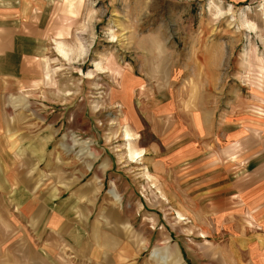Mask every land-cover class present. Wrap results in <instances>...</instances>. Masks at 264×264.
Masks as SVG:
<instances>
[{
    "label": "crops",
    "instance_id": "crops-1",
    "mask_svg": "<svg viewBox=\"0 0 264 264\" xmlns=\"http://www.w3.org/2000/svg\"><path fill=\"white\" fill-rule=\"evenodd\" d=\"M41 7L0 0V264H264V176L228 178L204 157L216 128L200 75L221 68L223 50L202 66L196 50L184 65L157 47L140 51L139 73L120 66L99 129L80 103L69 120L46 110L57 103L45 97ZM181 74L188 80L176 88ZM78 136L125 145L80 146ZM144 200L165 205L145 232L143 217L131 228L133 212L117 204ZM168 217L179 223L154 227ZM191 218L201 219L194 237L180 223Z\"/></svg>",
    "mask_w": 264,
    "mask_h": 264
},
{
    "label": "rangeland",
    "instance_id": "rangeland-1",
    "mask_svg": "<svg viewBox=\"0 0 264 264\" xmlns=\"http://www.w3.org/2000/svg\"><path fill=\"white\" fill-rule=\"evenodd\" d=\"M35 1L47 20L45 97L57 103L46 106L48 113L60 112L69 120L71 110L80 103L79 112L87 108L93 124L101 129L104 118L110 116L102 110L104 97L115 86L120 66H132L139 73L140 51L157 47L184 65L188 52L196 50L202 66L205 60L214 62L221 48V68L200 75L206 81L205 97L214 109L216 128L212 137L203 139L208 152L204 157L228 168L224 170L228 178L240 181L264 176V0ZM164 70L160 63V78ZM179 76L182 80L176 88L188 80V75ZM82 129L86 128L80 122L78 130ZM69 130L64 123L63 137L68 142L70 134L65 133ZM77 140L80 146H110L114 150L125 145L113 137L78 136ZM220 146L226 149L223 156L209 153L219 151ZM125 147L131 150L129 142ZM142 190L149 192L146 186ZM117 204L133 212L131 228L139 223L136 227L140 229L143 217L144 232L151 229L150 215L162 212L165 206L145 200ZM200 220L182 219L180 223L191 226L190 236L194 237L193 229ZM167 221L179 223L176 217L160 218L157 224L154 220V227L160 228ZM150 252L139 256L150 257Z\"/></svg>",
    "mask_w": 264,
    "mask_h": 264
},
{
    "label": "bare ground",
    "instance_id": "bare-ground-1",
    "mask_svg": "<svg viewBox=\"0 0 264 264\" xmlns=\"http://www.w3.org/2000/svg\"><path fill=\"white\" fill-rule=\"evenodd\" d=\"M59 53H61V52L59 51ZM61 54H62V53H61ZM62 55H63V54H62ZM129 135H130V133L127 132V133H126V137H125V139L128 140L127 142H129L130 139H131V137H130ZM127 147H128V146H127ZM129 153H131V150H129ZM134 155H135V156H138V155H140V154H138V153H135V154L132 153V154H131V157H133Z\"/></svg>",
    "mask_w": 264,
    "mask_h": 264
}]
</instances>
